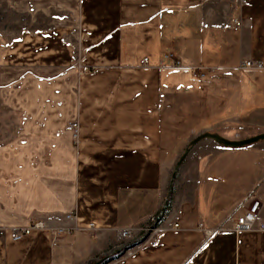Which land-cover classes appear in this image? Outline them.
I'll use <instances>...</instances> for the list:
<instances>
[{"label": "crops", "instance_id": "obj_1", "mask_svg": "<svg viewBox=\"0 0 264 264\" xmlns=\"http://www.w3.org/2000/svg\"><path fill=\"white\" fill-rule=\"evenodd\" d=\"M4 1L29 27L0 33V264H264V232L233 229L264 140L203 138L169 186L197 135L264 133V0Z\"/></svg>", "mask_w": 264, "mask_h": 264}, {"label": "built area", "instance_id": "obj_2", "mask_svg": "<svg viewBox=\"0 0 264 264\" xmlns=\"http://www.w3.org/2000/svg\"><path fill=\"white\" fill-rule=\"evenodd\" d=\"M232 22L236 25H240V20L238 19H232ZM247 67H254V68H263L264 62L262 61H246L244 63ZM67 128L73 133V135H76L77 129H78V123L77 121H71ZM264 204V191L258 192L253 191L251 195L249 196V204L247 209L242 212L241 214L237 215L235 223L233 225V229L235 231H249L254 228L259 229L264 232V220L260 219V210ZM67 218L71 217V215H66ZM151 227L150 231L155 232L157 228L154 225V222L156 220L155 217H152L151 219ZM203 228V224L201 223L199 225ZM46 229L42 221L35 220L31 224L27 226L22 227H14L7 231V235L11 240H19L23 238L24 236L30 235L33 232L42 231ZM87 229H89L91 232L94 231L95 226L93 223L87 224ZM205 233L208 235L211 233V230L204 229ZM56 231H61V229L57 228ZM131 236V231L128 228H122L118 231V237L119 239H125Z\"/></svg>", "mask_w": 264, "mask_h": 264}, {"label": "rangeland", "instance_id": "obj_3", "mask_svg": "<svg viewBox=\"0 0 264 264\" xmlns=\"http://www.w3.org/2000/svg\"><path fill=\"white\" fill-rule=\"evenodd\" d=\"M27 27H29V19L22 13L14 12L8 9L5 1L0 0V33L6 35V38L18 36L21 34L20 30H24ZM0 115L2 114L0 113ZM9 123L11 125L12 122L8 120L7 114H5L2 124H0V140L6 139L11 135V127H7ZM150 224L151 220L145 226L146 230L148 228L150 230Z\"/></svg>", "mask_w": 264, "mask_h": 264}, {"label": "water", "instance_id": "obj_4", "mask_svg": "<svg viewBox=\"0 0 264 264\" xmlns=\"http://www.w3.org/2000/svg\"><path fill=\"white\" fill-rule=\"evenodd\" d=\"M203 138H210V139L216 141L217 143H219L220 145H222L224 147L238 148V147H243V146L250 145V144H253L255 142L264 140V133H259V134H256V135H253V136H250V137H246V138H242V139H227L225 137H222V136H220V135H218L216 133H212V132H203V133L197 135L196 137L191 139V141L185 147L183 153L180 155V157L176 161V163L174 165V168H173V171L171 173L169 186L172 184L173 179L175 177L176 170L179 167V165L181 164L182 160L184 159L189 147L191 145L195 144L196 142H198L199 140L203 139ZM166 203H167V199L163 203V206H162V209H161V213L166 208ZM94 264H100V261H97Z\"/></svg>", "mask_w": 264, "mask_h": 264}]
</instances>
